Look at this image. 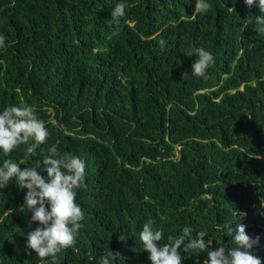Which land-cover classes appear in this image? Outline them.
Instances as JSON below:
<instances>
[{"label":"trees","instance_id":"trees-1","mask_svg":"<svg viewBox=\"0 0 264 264\" xmlns=\"http://www.w3.org/2000/svg\"><path fill=\"white\" fill-rule=\"evenodd\" d=\"M207 2L193 18L195 0H0V111L31 106L49 131L44 144L0 150V166L33 167L57 140L86 163L76 198L85 220L58 264H99L112 251L124 258L114 264H151L139 240L149 219L165 236L204 231L213 247L228 243L223 225L242 223L260 237L252 252L264 264L260 11ZM118 3L127 7L115 22ZM197 47L215 58L207 78L192 73ZM26 192L15 181L0 189V264H42L26 248L38 226L20 208ZM181 255L182 264L207 258Z\"/></svg>","mask_w":264,"mask_h":264},{"label":"clouds","instance_id":"clouds-1","mask_svg":"<svg viewBox=\"0 0 264 264\" xmlns=\"http://www.w3.org/2000/svg\"><path fill=\"white\" fill-rule=\"evenodd\" d=\"M245 3L259 8L260 15L255 17V24L257 31L264 33V0H245ZM126 7V3L115 5L111 12L113 21L119 22ZM211 7L207 0H195L193 18L206 14ZM165 43L160 41L162 48ZM4 46L5 37L0 34V48ZM193 54L197 57L191 66L193 75L207 78V70L215 62L213 54L202 47L194 48ZM48 137L45 121L38 117L33 107L13 105L0 111V150L5 156L30 141L44 144ZM58 145L57 140L33 167L22 169L12 159H4L0 166V189H6L12 181L19 188L27 189L20 208H27L32 222H38V226L28 232L26 248L33 250L42 264H48L47 258H51V264H58L59 254L75 246L78 232L83 227L81 222L85 220L84 210L76 198L77 190L86 187V163L78 155L61 153ZM245 215L243 213V217ZM223 231L229 238L227 245L216 241L218 246L213 247V239L205 240L208 233L204 231H198L194 238V229L184 226L179 235L165 236L163 229L154 227V222L149 219L142 225L139 240L151 264H182L181 252L191 249L207 253L203 264H262L252 252L254 247H259V236H249L242 223L235 227L225 224ZM118 239L125 240L123 236ZM8 240L14 243V237ZM117 259L123 261L124 258L121 253L112 251L102 256L99 264H114Z\"/></svg>","mask_w":264,"mask_h":264}]
</instances>
